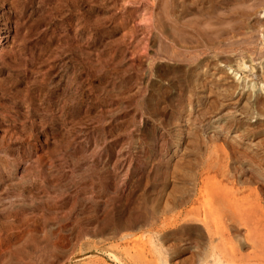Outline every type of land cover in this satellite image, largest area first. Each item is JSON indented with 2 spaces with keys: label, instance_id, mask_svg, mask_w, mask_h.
I'll return each mask as SVG.
<instances>
[{
  "label": "rangeland",
  "instance_id": "1",
  "mask_svg": "<svg viewBox=\"0 0 264 264\" xmlns=\"http://www.w3.org/2000/svg\"><path fill=\"white\" fill-rule=\"evenodd\" d=\"M262 11L264 0H0V264H195L206 249L210 264H239L224 211L260 187L213 132L227 116L263 123L261 105L241 108L257 88L242 90L236 66L259 58L264 80ZM172 16L249 19L196 59L201 47L171 42Z\"/></svg>",
  "mask_w": 264,
  "mask_h": 264
},
{
  "label": "bare ground",
  "instance_id": "2",
  "mask_svg": "<svg viewBox=\"0 0 264 264\" xmlns=\"http://www.w3.org/2000/svg\"><path fill=\"white\" fill-rule=\"evenodd\" d=\"M241 2V1H240ZM207 3V2H206ZM262 4V3H261ZM248 7V6H247ZM249 11V10H248ZM262 13H264V11H262ZM245 14V13H244ZM172 24H173V28H174V35L172 36V41L173 43H175V45H179V46H184L187 48H197V47H201L200 53H197V55L195 56V58L201 54V52L203 53V51L207 50V49H213V48H219L222 44L223 41H225L227 38L231 39L230 37L232 36H237V33H241L239 36H241L243 33L245 32L243 30H245V28L247 27V19H249V16H244V18L242 20H240L239 18L241 16H195L193 17L194 19L190 18L187 19L186 16H172ZM243 17V16H242ZM230 19L233 20V22L231 24H229L226 19ZM231 22V21H230ZM260 22V21H258ZM250 23V22H249ZM248 23V24H249ZM253 25V24H252ZM261 25V24H260ZM216 26V27H214ZM264 26V25H262ZM261 26V27H262ZM263 29V28H261ZM251 30V29H250ZM173 31V30H172ZM249 32V31H248ZM252 31H250L249 33L251 34ZM263 33V32H262ZM246 34V33H245ZM172 35V34H171ZM189 35L190 37L186 36ZM249 35V34H248ZM246 34V36H248ZM250 36V35H249ZM234 37V38H235ZM245 36L243 35V38ZM251 37V36H250ZM250 40L253 39L250 38ZM255 37V35H254ZM262 37V36H261ZM247 38V37H246ZM238 40V39H237ZM242 40V39H240ZM255 40H257L255 38ZM239 41V40H238ZM244 41V40H243ZM247 41H249L247 39ZM181 42H183L186 45H181ZM254 42V41H253ZM252 42V43H253ZM257 41H255L256 44ZM263 42V41H262ZM227 43V41H226ZM230 43V41L228 42ZM228 46H230V44H228ZM236 43V42H235ZM242 43V42H240ZM245 43V42H244ZM232 44V43H231ZM263 43H261L262 46ZM233 45V44H232ZM246 45V44H245ZM249 45V44H248ZM226 46V45H225ZM241 46V45H238ZM260 46V47H261ZM232 47V46H231ZM247 49H250V47L248 48V46H246ZM252 47V46H251ZM242 48V47H241ZM245 48V47H244ZM254 48V46L252 47ZM264 48V47H263ZM225 49V47H224ZM227 49V48H226ZM225 49V50H226ZM246 49V50H247ZM258 49V48H257ZM262 49V48H261ZM221 50V49H220ZM223 50V49H222ZM224 50V52H225ZM227 50H231V49H227ZM237 50V49H236ZM241 50V49H240ZM251 50V49H250ZM248 51V50H247ZM259 51V50H258ZM230 52V51H229ZM246 53V51H244ZM243 52V53H244ZM251 52V51H250ZM261 52V51H260ZM219 52H217L218 54ZM241 53V51H240ZM183 54V53H182ZM215 54V53H214ZM248 54V53H247ZM246 54V55H247ZM244 55V54H242ZM257 55V54H256ZM260 55H264V51L263 54L262 52L260 53ZM259 55V56H260ZM215 56V55H214ZM237 56V55H236ZM209 57V56H208ZM207 57V58H208ZM242 57V56H241ZM246 57V56H245ZM257 57V56H256ZM190 58V57H189ZM233 58V57H232ZM261 58V56H260ZM187 59V58H185ZM197 59V58H196ZM242 59V58H241ZM245 59V58H243ZM242 59V60H243ZM247 59V58H246ZM255 58H250V65H246L243 64V67L241 68V65L239 63V65H236L238 67V69H242L240 70L241 72H243V77L247 78L248 80L246 82H244V80H241L245 83H243V87L242 90L246 87L248 89V92L251 89H255L256 93L254 94L255 99L252 97V99H254L252 102L250 101L248 97V93L247 94V99H245L246 101L244 103H242L241 108H243L245 110V112L248 113V111L250 109L253 110H257V106L261 105L264 108V97L259 98V94H264V80L262 81V79L260 80V76L258 74V64L259 62H254ZM259 59V58H257ZM255 59V61L257 60ZM262 59V58H261ZM204 60V59H203ZM226 63H230L231 58L224 56V59ZM238 60V59H237ZM248 60V59H247ZM246 60V61H247ZM260 60V59H259ZM182 61V60H181ZM192 61V60H191ZM197 61V60H196ZM212 59H206V62L208 63L207 65L212 63ZM185 62V61H184ZM190 62V61H188ZM239 62V60L237 61ZM249 62V61H248ZM197 62L195 65L198 66ZM223 63V62H222ZM245 63V61H244ZM183 64V63H182ZM187 64V63H185ZM192 64V63H191ZM202 64V63H201ZM238 64V63H237ZM190 65V64H189ZM179 66V65H178ZM188 66V65H187ZM260 66H262L260 64ZM200 67V66H198ZM197 68V67H196ZM231 68V67H230ZM191 69V68H190ZM264 70V67L262 68ZM196 70V69H195ZM260 72L262 71L261 69H259ZM189 71V70H188ZM236 71V70H235ZM239 71V70H238ZM237 71V72H238ZM264 72V71H263ZM176 73L178 74L177 79L175 78V86L176 88L179 86L182 89H186L187 86L189 85V80L192 79H188L187 77V69L185 68V66H179L177 67V71ZM189 75V74H188ZM264 75V73H263ZM193 76V75H192ZM236 76V75H235ZM235 80H237V77ZM262 76V75H261ZM191 77V76H190ZM194 77V76H193ZM199 78H201V75L199 76ZM207 78V77H205ZM239 78V77H238ZM193 80V79H192ZM234 80V79H233ZM239 80V79H238ZM237 80V81H238ZM246 80V79H245ZM191 81V80H190ZM204 81V80H202ZM192 82V81H191ZM190 82V83H191ZM241 82V81H240ZM205 84V82H203ZM231 83V82H230ZM233 83V82H232ZM237 83V82H236ZM234 84V83H233ZM195 85V84H194ZM200 85V84H198ZM232 85V84H230ZM242 85V84H241ZM193 86V84H192ZM207 86V85H206ZM216 86V85H215ZM234 86V85H233ZM240 86V85H239ZM238 86V87H239ZM214 87V86H213ZM235 87V86H234ZM173 88V87H171ZM190 88V87H189ZM211 88V87H210ZM219 88V87H218ZM245 88V89H246ZM191 89V88H190ZM203 89V88H202ZM234 89V88H232ZM177 90V89H176ZM218 90V89H217ZM237 90V89H236ZM255 90H252L253 92ZM181 91V90H180ZM183 91V90H182ZM185 91V90H184ZM187 91V90H186ZM194 91V90H192ZM209 91V90H208ZM220 91V90H219ZM225 92V91H224ZM222 92V94L224 93ZM233 92V90H232ZM231 92V93H232ZM235 92V89H234ZM241 92V90H240ZM212 93V92H211ZM215 93V92H214ZM210 94V93H209ZM216 94V93H215ZM218 94V93H217ZM220 94V93H219ZM218 94V95H219ZM251 94V92H250ZM185 95V94H184ZM191 95V94H190ZM228 95V94H227ZM230 95V94H229ZM250 96V95H249ZM262 96V95H261ZM264 96V95H263ZM226 97V96H225ZM231 97V96H230ZM233 97V96H232ZM239 97V96H238ZM246 97V95H245ZM201 98V97H200ZM177 99V98H176ZM217 99V98H216ZM228 99V98H227ZM229 100V99H228ZM227 100V102H228ZM231 100V99H230ZM215 101V100H214ZM213 101V102H214ZM225 101V100H224ZM183 102V101H182ZM189 102V101H188ZM239 103V102H238ZM177 104V103H176ZM214 104V103H213ZM212 104V106H213ZM239 105V104H238ZM220 106V105H219ZM218 106V107H219ZM223 106V105H222ZM214 107V106H213ZM212 107V108H213ZM174 108V107H173ZM185 108V107H184ZM178 109V108H177ZM209 110V109H208ZM214 111V110H212ZM203 112V110H202ZM210 112V111H209ZM244 112V111H243ZM251 112V111H250ZM253 112V111H252ZM256 112V111H255ZM258 112V111H257ZM212 114V112H210ZM207 114V113H206ZM253 114V113H252ZM260 114V113H259ZM258 114V115H259ZM250 115V114H249ZM262 115V114H261ZM251 116V115H250ZM253 116V115H252ZM206 117V116H204ZM210 117V116H209ZM247 117V115H246ZM208 118V117H207ZM205 118V119H207ZM241 118V117H240ZM244 118V117H243ZM252 118V117H251ZM203 119V118H202ZM247 119V118H246ZM197 120V119H196ZM204 120V119H203ZM211 120V119H210ZM209 120V121H210ZM250 121V120H249ZM221 122H225L226 126L223 128L224 130H218L214 134L215 139L218 138L220 133L225 134L224 137L227 138L228 140H230L228 143L232 149V158L234 159L233 164H237L238 165V172L240 173V175L242 176H248L246 177L247 179H251V180H255L256 182H258L260 190L262 191H249V192H245L243 190H237L235 193L240 194V196L238 198H235V201H233V205L235 206V214H231L228 213L227 214V210L224 211L226 212V214L224 215L229 221H231L233 224L234 222H236V224H234V229H235V239L237 242V251L235 259L238 261L239 264H264V203L263 205H261V200H263V198L260 199V196H262L261 194L264 193V120L263 123L261 125L258 126H251L249 124H247V121L243 120V119H237L232 116H227L226 118H224V121ZM207 123V122H206ZM196 124V123H195ZM224 124V123H223ZM205 125V124H204ZM248 125V126H246ZM214 126V125H213ZM219 126V125H218ZM251 126V127H250ZM210 127V126H209ZM216 127H214L215 129ZM221 128V126L219 127ZM226 128V129H225ZM232 128V130L236 133V135H234V133H232L233 135H228V131ZM209 130V129H208ZM236 130V131H235ZM196 131V130H195ZM231 131V130H230ZM199 133V131H198ZM201 133V132H200ZM204 133V132H202ZM230 133V132H229ZM195 135V134H194ZM209 135V134H208ZM198 136V135H197ZM199 137V136H198ZM221 137V136H220ZM223 137V135H222ZM196 138V137H195ZM210 138V137H209ZM224 138V139H225ZM223 139V140H224ZM212 140V139H210ZM221 140V139H220ZM194 141V140H193ZM196 141V140H195ZM201 141H205V140H201ZM224 141L227 142V140L225 139ZM223 142V141H222ZM221 142V143H222ZM201 143V142H200ZM227 143V144H228ZM193 144V143H192ZM195 144V143H194ZM193 144V146H194ZM202 144V143H201ZM206 145V144H205ZM221 145V144H220ZM196 147V146H195ZM199 147V146H198ZM196 149V148H195ZM205 150V149H204ZM220 150L222 151L223 149L220 148ZM197 151V150H196ZM230 153V152H229ZM228 153V154H229ZM205 154V153H204ZM200 155V154H199ZM195 157V155H193ZM201 156V155H200ZM221 156V155H219ZM218 156V157H219ZM191 157V156H190ZM205 157V155H204ZM228 156H224L222 155V160H226ZM184 158V157H183ZM197 158V157H195ZM199 158V157H198ZM202 158V157H201ZM213 159L214 157L211 156L210 154L207 156L206 159ZM221 158V157H220ZM226 158V159H225ZM231 158V156H230ZM193 159V158H192ZM191 159V160H192ZM195 160V159H194ZM229 160V159H228ZM199 161V160H198ZM201 161V160H200ZM230 161V160H229ZM212 162V161H211ZM215 164V163H214ZM235 164V165H236ZM230 171V170H229ZM236 174V173H235ZM237 178V177H236ZM243 178V177H242ZM240 178V179H242ZM213 179V178H212ZM238 179V178H237ZM239 182H243L240 181ZM254 182V181H252ZM251 183V181H250ZM256 184V183H255ZM254 184V185H255ZM187 186V185H186ZM204 190V189H203ZM258 190V189H257ZM227 192V191H226ZM225 191L221 192V196L220 199L223 201H227V197L223 195L226 194ZM233 192V191H232ZM234 193V194H235ZM260 194V195H259ZM222 195L224 197H222ZM184 199V198H182ZM186 199V198H185ZM230 203V202H229ZM228 203V204H229ZM166 204V203H165ZM169 205V204H168ZM167 206V205H166ZM173 207V206H172ZM221 207V206H219ZM224 207V206H223ZM229 209V208H228ZM229 211V210H228ZM233 211V210H232ZM224 218V217H223ZM185 222V221H184ZM230 226V225H229ZM160 233V232H159ZM226 233V232H225ZM229 233V232H228ZM160 236V235H159ZM164 236V235H162ZM166 237V236H165ZM160 240V239H159ZM214 240V239H213ZM155 242V241H154ZM156 243V242H155ZM154 244V243H153ZM161 244V242H160ZM164 244V243H163ZM211 244V243H210ZM152 245V244H151ZM157 245V244H156ZM212 245V244H211ZM154 246V245H153ZM158 246V245H157ZM156 246V247H157ZM165 246V245H164ZM163 246V247H164ZM214 246V245H213ZM114 247V246H113ZM155 247V248H156ZM203 247V246H202ZM208 247V246H207ZM251 247V251L248 253L247 256H244L242 253V249L245 248H249ZM204 248V247H203ZM206 248V247H205ZM214 250L215 246L213 247ZM209 249V248H208ZM180 250V249H179ZM212 250H208L211 251V254L208 252V254L211 255V257L213 258V261L215 262L218 257V255L215 254V251ZM157 253H158V257L161 258H165L164 257V252L162 249V246H158L157 247ZM165 251V249H164ZM178 251V250H177ZM206 250H201L200 252H196L193 254L192 259L197 263V264H210L207 262V260H205V257L207 254ZM168 253V252H167ZM234 253V254H235ZM176 254V253H175ZM183 254V253H182ZM177 255V254H176ZM175 255V256H176ZM188 255V254H187ZM157 256V255H156ZM178 256V255H177ZM172 257V256H171ZM113 258V257H112ZM174 258V257H173ZM190 258V257H188ZM219 258V257H218ZM165 259L163 261H165ZM168 259V258H167ZM178 259V258H177ZM185 259V258H184ZM183 259V260H184ZM187 259V258H186ZM230 259V258H228ZM227 259V261H228ZM159 260V259H158ZM182 260V259H181ZM189 260V259H187ZM212 260V259H211ZM221 261V258L219 259ZM231 260V259H230ZM169 261V260H168ZM191 261V259H190ZM156 262L157 259H156ZM167 262V260H166ZM186 262V261H184ZM219 262V261H218ZM224 262V261H223ZM221 262V263H223ZM226 262V259H225ZM231 264H236L233 263L234 261H231ZM174 263V262H173ZM195 263V264H196ZM217 263V262H216ZM228 263V262H226ZM224 263V264H226ZM167 264V263H166ZM229 264V263H228Z\"/></svg>",
  "mask_w": 264,
  "mask_h": 264
}]
</instances>
